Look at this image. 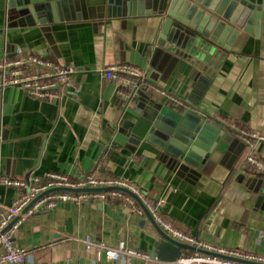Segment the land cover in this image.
Listing matches in <instances>:
<instances>
[{
	"label": "crops",
	"instance_id": "obj_1",
	"mask_svg": "<svg viewBox=\"0 0 264 264\" xmlns=\"http://www.w3.org/2000/svg\"><path fill=\"white\" fill-rule=\"evenodd\" d=\"M143 9L98 22L51 23L52 45L42 24L10 26L0 0V59L32 51L75 66L81 74L78 92L66 91L55 102L32 97L20 86L0 89V178L59 173L78 180L101 161L102 174L136 184L155 203L163 199L162 214L175 227L214 245L264 255V212L255 207L256 195L248 188L252 176L260 175L242 164L239 169L217 165L198 182L180 177L163 160L162 150L143 138L150 105L126 100L118 83L103 74L118 62L141 66L150 82L188 102L184 112L220 126L226 117L264 133V20L259 36L240 29L230 50L217 46L205 64L207 72L188 55L177 54L163 64L160 53L153 63L164 17ZM133 136L140 140L132 141ZM256 152L264 159V141L257 142ZM18 194L16 187L0 183V205H12ZM87 235L112 246L125 242L150 257H133L132 264H181L151 258L162 240L159 231L146 216L115 201L65 202L25 213L14 241L30 254L21 264H129L125 257L95 263L78 240ZM190 252L183 249L180 256Z\"/></svg>",
	"mask_w": 264,
	"mask_h": 264
},
{
	"label": "water",
	"instance_id": "obj_2",
	"mask_svg": "<svg viewBox=\"0 0 264 264\" xmlns=\"http://www.w3.org/2000/svg\"><path fill=\"white\" fill-rule=\"evenodd\" d=\"M4 7L10 26L42 24L52 45H55V41L50 32L51 23L76 19L98 22L106 17L127 16L136 14L138 10L143 12L146 7V13L164 17L153 63L160 53L164 54L163 64L178 56L177 54L188 55L194 57L197 65L207 72L210 69L205 64L210 62V56L217 46L230 50L240 29L259 36L264 20V0H4ZM134 99L150 105V110L145 115L150 126L143 138L162 150L163 160L180 177L198 182L202 176L209 175L217 165L229 169L241 167L249 148L243 140L223 126L194 111L184 112L181 108H174L144 91H140ZM127 125L128 123L125 127ZM131 139L136 141L140 140V137L133 136ZM239 176L243 180L247 177L244 173ZM108 188L111 187L49 189L33 199L6 228L19 221L48 192L104 191ZM115 188L131 193L126 188ZM248 188L256 195L255 207L264 212V176H252ZM135 197L139 201L138 197ZM141 205L146 218L155 225L162 239L153 250L151 258L175 260L180 257L183 249L217 254L172 237L155 221L149 210ZM223 256L247 264H264Z\"/></svg>",
	"mask_w": 264,
	"mask_h": 264
},
{
	"label": "built area",
	"instance_id": "obj_3",
	"mask_svg": "<svg viewBox=\"0 0 264 264\" xmlns=\"http://www.w3.org/2000/svg\"><path fill=\"white\" fill-rule=\"evenodd\" d=\"M103 74L105 78L115 80L118 83L119 95L128 101H132L136 95L140 94V91H149L158 96L160 101L168 105H174L177 108L189 107L188 102L184 98L170 92L161 85L150 82L147 71L141 66L128 62H118L105 67ZM80 75V70L77 67L61 64L44 54L32 51L18 50L14 55L6 54L0 59V89L8 86H20L28 95L41 100L55 102L60 100L66 91H70L73 94L78 92ZM141 83H146L147 90H144ZM221 123L224 127H228L230 132L243 140L249 148L242 163L244 168L255 170L259 175L264 176V159L259 157L256 152L257 142L264 141V133L249 130L226 117H222ZM0 183L14 186L19 190V194L12 205H0V263L21 264L29 259L30 254L28 251L17 245L14 241V233L17 230L18 221L8 228L6 227L33 199L56 187L111 188L104 191H51L39 199L28 210L27 214L31 215L39 210H52L60 203L65 202L80 205L91 201H115L129 208L133 214L144 217L145 212L141 205L143 204L152 214L155 221L172 237L190 245L217 253L192 251L178 257V263L247 264L224 257L223 255L264 263V255H256L236 248L214 245L175 227L162 214L163 199L155 203L149 200L136 184L119 177H110L102 174L101 161L91 172L78 180L71 179L67 175L50 173L46 178L39 175H30L23 179L1 177ZM115 187L126 188L132 194ZM134 195L138 197L139 201ZM78 240L85 244L86 251L92 255L95 263L103 260L116 262L125 257L128 259L129 264H132L131 259L133 257L150 258L149 255L141 251L129 248L125 242L112 246L104 241H95L89 235L79 237Z\"/></svg>",
	"mask_w": 264,
	"mask_h": 264
},
{
	"label": "trees",
	"instance_id": "obj_4",
	"mask_svg": "<svg viewBox=\"0 0 264 264\" xmlns=\"http://www.w3.org/2000/svg\"><path fill=\"white\" fill-rule=\"evenodd\" d=\"M145 84L146 83H141V86L144 88V90H147V86Z\"/></svg>",
	"mask_w": 264,
	"mask_h": 264
}]
</instances>
